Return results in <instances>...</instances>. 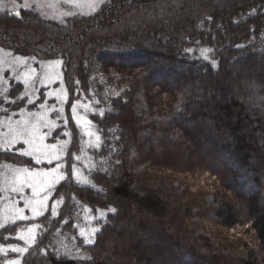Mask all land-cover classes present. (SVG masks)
<instances>
[{
	"label": "trees",
	"instance_id": "16d2710c",
	"mask_svg": "<svg viewBox=\"0 0 264 264\" xmlns=\"http://www.w3.org/2000/svg\"><path fill=\"white\" fill-rule=\"evenodd\" d=\"M19 12L0 11V50L63 61L67 125L48 142L70 134L21 264H264V0H108L63 23ZM7 92L15 110L22 87ZM83 99L99 143L77 178ZM19 148L0 168L52 166Z\"/></svg>",
	"mask_w": 264,
	"mask_h": 264
},
{
	"label": "rangeland",
	"instance_id": "374dc122",
	"mask_svg": "<svg viewBox=\"0 0 264 264\" xmlns=\"http://www.w3.org/2000/svg\"><path fill=\"white\" fill-rule=\"evenodd\" d=\"M107 1L0 0V11L15 13L24 8L25 3H27L29 5L27 9L33 10L44 19L63 23L72 16L93 14ZM14 4L19 7H15ZM11 81L15 84H20L22 87V92L14 101V103L18 104L16 107L13 106V108H16L15 110L8 106L12 104V101L7 96L8 84ZM67 98V89L63 81V61L61 59L38 60L35 58H23L0 50V113L8 112L6 116L0 117V151L12 150L17 147H20L18 149L19 154L33 151L31 145L24 143L26 137L18 134L19 129L25 125H35L38 129V135L48 131V128L44 127L41 121L52 125L53 131L60 127L66 128L65 104ZM76 105V112L75 114L72 112V117L80 129L83 140V156L86 158L83 160L78 159L79 165L76 166L75 176L82 178L84 174L82 169L91 168V163L88 162H90V156L98 146L99 139H97V131L88 119L91 107L84 99L76 103ZM53 131L50 137L44 139V144H53L48 142L52 137ZM66 132L65 130L64 133ZM88 133H92V135L89 136ZM68 140L69 135H66V139L60 140L56 144L59 145ZM64 153L65 151L61 153L63 157ZM26 157L31 158L34 162V157ZM42 159L46 158L42 157ZM55 163L54 161L52 166L47 163L42 164H47V166H51L49 168H52L55 167ZM61 163L63 162L61 161ZM23 168L26 167L9 165L0 168V229L16 222H31L19 225L18 231L13 237V243L0 245V248H3V251L0 252V264H7L9 260H18L21 264L22 257L36 240L39 225L35 221L46 212L49 199L53 193H48L49 198L44 203L43 213L39 215L34 213L32 211L33 208H36L37 212L40 211V206L36 203V200L42 198L43 188L38 189L41 192L40 197H33L31 188L27 186L23 187L21 191H12L13 188L20 187L21 182L27 175L20 171ZM49 168L38 167L29 169L47 171ZM28 201H31V203ZM21 215L24 217L23 220L19 218ZM84 232V230H80V233L84 234ZM12 246L26 248L27 251L24 253L12 252Z\"/></svg>",
	"mask_w": 264,
	"mask_h": 264
},
{
	"label": "snow or ice",
	"instance_id": "6c2138e0",
	"mask_svg": "<svg viewBox=\"0 0 264 264\" xmlns=\"http://www.w3.org/2000/svg\"><path fill=\"white\" fill-rule=\"evenodd\" d=\"M15 7H19L18 5H15ZM29 7V5L27 3H25L24 8L27 9ZM16 16L20 15L19 11H16L14 13ZM191 51V50H189ZM205 60L208 59L207 56L203 57ZM78 103V102H77ZM41 107H43V105H41ZM76 108L77 105L73 104L72 106V112L73 114H75L76 112ZM101 116H103V113H100ZM41 123L43 124L44 127L48 128V131L43 133L42 135H38V129L35 125H25L23 127H21L19 129L18 134L21 136L26 137V139L24 140L25 144H29L32 146L33 151L32 152H22L20 153V155L23 156H31L34 157V162L35 164L39 165L42 163H47L48 165H52L53 162L55 161V167L49 168L47 171H35V170H30L29 168H23L20 171H22L23 173H26L27 175L25 176V178L23 179V181L21 182V185L19 188H13L12 191L17 192V191H21L23 187L27 186L29 188H31L32 190V194L33 197H40L41 196V192L38 191V189L43 188V195L42 198L37 199L36 203L40 206V211L37 212L36 208H33L32 211L34 213H36L37 215L42 214L44 211V203L46 200H48V193L53 192L56 188V185L63 179H65V175H64V168L65 165L64 163H61V161L64 159V157L61 155L62 152H64L66 150V145L69 143V141H64L61 144H44L43 141L46 137H50L51 132L53 131V126L47 124L44 121H41ZM79 123V122H77ZM65 135H70L69 133H64ZM89 136L92 135V133H88ZM97 139H99L97 137ZM42 157H45L46 159H42ZM75 159H79V157H76ZM72 171H73V176L76 175V165L73 164L72 165ZM77 183H79V181H77ZM86 183V181H85ZM29 203H31V201H28ZM61 203L60 200L56 201V204ZM57 209L55 206H53L52 208V212L56 213ZM98 211V217L97 219L99 220H104L105 216L107 215L106 212ZM111 213H115L116 209L115 208H111L109 210ZM21 220L24 219V217L21 215L19 217ZM101 229L100 228H93L92 232L89 236H84L83 233H81V238L83 239L85 245H90V244H94L95 240H94V236L95 234H97L98 232H100ZM22 238V237H21ZM3 251V248H0V252ZM11 251L12 252H16V253H24L27 251L26 248H19V247H11ZM7 264H20V262L18 260H9L7 261Z\"/></svg>",
	"mask_w": 264,
	"mask_h": 264
}]
</instances>
